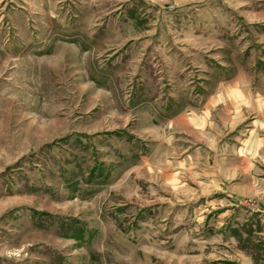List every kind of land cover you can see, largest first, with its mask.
<instances>
[{"label": "rangeland", "instance_id": "obj_1", "mask_svg": "<svg viewBox=\"0 0 264 264\" xmlns=\"http://www.w3.org/2000/svg\"><path fill=\"white\" fill-rule=\"evenodd\" d=\"M0 264H264V0H0Z\"/></svg>", "mask_w": 264, "mask_h": 264}]
</instances>
